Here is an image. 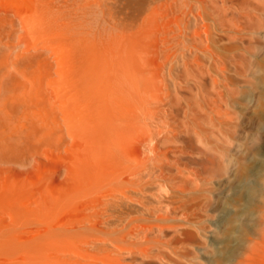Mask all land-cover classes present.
Wrapping results in <instances>:
<instances>
[{"label":"rangeland","instance_id":"374dc122","mask_svg":"<svg viewBox=\"0 0 264 264\" xmlns=\"http://www.w3.org/2000/svg\"><path fill=\"white\" fill-rule=\"evenodd\" d=\"M70 1L67 3L66 18L68 22L79 23L77 29L80 37L81 60L111 61L110 63L118 68V72L136 79V82L132 78L129 80L137 84L135 86L144 96L146 105L147 102L149 103L147 105L149 109L145 108L146 110H144L146 114L143 113L144 115L142 114L137 120L139 123L134 122L140 126L136 124L138 127L136 129L130 125V128L128 127L125 131L127 151L133 159L132 161H136L140 157L144 158L145 154L141 152L144 147L138 145L140 141L138 138L143 133V138L145 136L153 137V142L146 143L148 145L151 142L150 147L143 149L146 155L150 154V157L145 156L147 161L153 158L155 161V157L159 162L161 159L165 161L167 158L180 160L185 156V164L181 165V170L184 168L186 175L184 172L180 173L165 166V171L161 173V176L157 177L151 174L145 178L147 181L145 186L148 195L147 206H156L159 203L157 199L160 198H156L159 194L162 196L158 197L163 199L159 205H166L170 200H177L180 198L179 196L183 195L187 198L195 196L196 200L194 199V201H199L205 195L212 196H208L211 199L209 210L199 208L197 212L202 215L201 220H190L188 226L195 232L196 242L202 246V252H196L194 256L188 258L182 257L180 253L179 256L188 264H264V0H218V2L214 0L215 3L217 2L215 5H212L214 2L211 0H181L182 7L187 10L185 13L177 12L175 14L169 8L165 10L166 7H169L170 2L168 1L171 0H145L143 8L138 5L142 0H74V6L71 5L73 0ZM239 1L240 3H238ZM155 2L157 8L154 11L157 12L153 11L152 15L148 16L146 6ZM181 2L178 1V6ZM198 2L200 3L198 4ZM236 4L239 6H237L238 8H236ZM219 5L221 6L219 7ZM210 12H213V15ZM223 12L227 14L223 16ZM172 19L178 24L176 28L173 23L169 25ZM217 20L219 22H216ZM168 26H173L171 27L173 29L167 28ZM165 29L167 30L165 31ZM172 30L174 31L172 32ZM165 36L167 37L164 38ZM161 39L166 45L161 43ZM165 41L170 42L168 44ZM205 44L210 47L208 48L207 45L204 47ZM197 57H199L198 60L203 61H198ZM183 58L187 61H182ZM194 58L200 62V68L204 67L206 62L205 72L208 74H205V77L204 74H201V72L205 73L204 69H200L201 72H199V66L197 67L196 60L194 63ZM219 58L222 59V62ZM135 59H137L136 62ZM214 59L216 63L213 61ZM236 60L237 62L242 60L245 65L242 66L243 64L241 65L240 62L235 63ZM218 62L223 64L222 68ZM195 64H197V68ZM213 64H216L217 67L215 65L214 67ZM211 65L212 67H210ZM193 73L195 78L200 80L195 79ZM186 75H192V77L187 78ZM137 76L140 78L138 79ZM214 78L217 80L215 83ZM174 79L176 81H173ZM189 85H193L194 88ZM175 91L180 93L177 94L179 99L174 94ZM165 93L168 95L171 93V105L167 106L166 104L165 107H162L161 103L167 99ZM158 99L159 102H157ZM196 99L199 101L197 105L203 103L201 106L206 108L205 111L204 109L200 110L201 106L195 104L197 103ZM212 100L214 102L218 100L217 104L211 103ZM208 102L213 106H210ZM155 103H158L159 106H155ZM170 108L172 109L170 110ZM149 110L150 112H147ZM156 112L157 114H155ZM154 114L158 116L156 117ZM167 115L172 117L168 116L167 118ZM159 116L161 119H158ZM162 117H165L166 120L164 118V121ZM197 120L198 122H196ZM173 124L180 127L182 129L180 131L187 129L184 131H188L189 136L183 139L185 132L179 131L178 136L171 137L174 140L161 142L160 147L153 150L151 146L156 141L154 137L163 135L162 132ZM185 124H188L189 127L186 126V128ZM165 125H168L166 129L163 127ZM193 126H196L198 132L205 136L196 134L198 136L196 139L195 132L191 133L195 130ZM202 128L207 129L203 130ZM149 132L151 135L148 134ZM224 132L227 133L228 139L227 136L224 137ZM207 134L208 136H206ZM205 137L206 140L203 139ZM225 138L228 144L223 141ZM206 144L209 145L207 150H205ZM173 149L175 151L184 149L186 153L178 155L175 152L172 153ZM225 154L226 156H224ZM153 160L150 163H154ZM38 161L40 163L42 159ZM182 161L184 162V160ZM206 168L214 174L207 175ZM222 168L224 172H222ZM216 169L218 171H215ZM34 171L40 174L41 168H35ZM34 171L32 176L36 178ZM192 173L194 176L191 175ZM35 175L37 174L35 173ZM16 176L15 170L4 168L0 171V182L12 181ZM187 177L188 181H186ZM179 184H181L180 187ZM41 186L33 184L27 188L24 194L27 204L34 202L32 204L34 206L42 198L41 193H44L43 196H48L53 189L57 188L54 184L42 186V189ZM53 186L55 187L53 188ZM109 188L106 186L101 192L109 193L111 190ZM34 193L36 194L34 195ZM36 195H40V198ZM86 200L85 197L77 196L70 200L71 202L66 201L69 203L60 204V206L63 205L59 206L61 210L57 208L53 211L51 207H46L43 213H31L24 216H14L6 203H0V218L9 224L8 227L16 234L12 237L11 235L0 237V264L116 263V257H118L116 242L106 233L111 229V225L109 226V223L102 220L101 214L94 217L97 219V225L95 228L92 227L93 229L90 228L92 225L88 221L74 223L73 226H76L74 232H76L70 236H68L69 234L39 236L37 233L39 230L44 232L46 227H52L55 222L57 225V220L60 219L61 225L66 224L68 220L70 223L71 218L77 213L74 211L77 209L80 211ZM73 201L75 203H72ZM3 210L4 213L1 215ZM10 216H13V219ZM38 219L39 221L36 222L35 220ZM50 219L52 222L49 221ZM51 224L53 225L51 226ZM40 226L42 228L39 229ZM23 234H26V237H23ZM28 235L31 237L28 238Z\"/></svg>","mask_w":264,"mask_h":264},{"label":"bare ground","instance_id":"6f19581e","mask_svg":"<svg viewBox=\"0 0 264 264\" xmlns=\"http://www.w3.org/2000/svg\"><path fill=\"white\" fill-rule=\"evenodd\" d=\"M68 1L69 0H0V171L6 168L17 172V176L12 181L0 182V203H6L14 216H24L31 213H43L46 207H51L54 211L63 206H60V204L68 200H73L74 197H85L87 200L80 211L78 209L77 211L76 208V211L73 209V211L77 213L71 218L70 223H68V220L66 223L68 225H61L60 223H62V221L60 219L57 220V225L56 222L54 225L51 224V226H53L49 228L46 227L44 232L39 230L37 232L38 235L60 236L69 234L68 236H70L73 235L74 228L76 227H74L73 224L84 221L91 223L92 226L90 228H95L97 219L94 217L101 214L103 217L102 220L109 223V226L111 225V229L106 233L116 242L115 246L118 257H116V263L112 264H188L179 256V253L180 255L182 254V257L188 258L194 256L196 252H202V246H200V243L196 242L195 232L188 227L190 225L189 221L201 220L202 215L197 212L199 208L209 210L211 199L208 196L210 194L205 195L204 193L205 196L201 197L199 201H194V199L196 200L195 196L187 198L183 195L179 196L180 198L177 200H170L167 197L170 201L166 205H159L161 201H163L162 197H158L159 194L156 197L160 198L157 199L159 203L157 205L155 204L156 206L154 207L147 206L148 195L145 190L147 182L145 178L149 175L151 176V174L157 177L158 175L161 176V173L165 171V166H169L168 168L175 169L180 173L184 172L186 175L185 170H183L184 168L181 170V165L185 164V156L180 158V160L182 159L184 162L178 160V158H176L177 156H174L176 159L169 160L167 158L165 161L161 159L160 162L155 157V161L157 160L156 162L158 163L153 160L154 158L151 159L154 163H150V159V161L145 159V156L148 154L146 155L143 149H145V147L148 148L151 142L148 145L146 143L148 141L153 142V137L148 138L145 136V138H143L144 133L141 130L143 135L138 138V140H140V144L138 143V145L139 147H144L143 149L141 148V152L145 155H143L144 158L140 157L136 161H132L133 159L129 156L127 151L128 144L126 145L124 138L126 134L125 131L130 125L131 127H136V129L138 128L137 125L139 124L137 123L139 122L137 120H139V117H141L143 113L146 114L144 110L147 108L149 109V107H147L149 103L147 102L146 105L144 96L137 90V86H135L137 84H134L136 79L132 78L133 76L127 77L123 75V73L118 72V68H115L114 65L110 63L111 61L81 60L80 37L77 29V27H79L77 24L79 25V23L75 21L68 22L66 18ZM178 1L179 0H171L168 1L170 2L168 5L169 7L165 8L164 5L166 2L163 6L165 10L169 8L174 14L177 12L185 13L187 9L182 7L181 4L183 2L180 0L181 6H178ZM211 1L214 2V0ZM74 3L75 1L73 0L71 5L74 6ZM144 3L145 0L140 1L138 3L139 7L143 8ZM199 3L200 2H198V4ZM216 3L214 2L212 5ZM238 3H240V1ZM199 6L198 8H201ZM220 6L221 5H219V7ZM237 6L236 4V8L239 7ZM156 8V2L150 5L148 4L146 6V14L149 16ZM154 12L156 13L157 11ZM200 12H198V14ZM223 13V16L227 14L225 12ZM211 14L213 15V12ZM216 22L219 21L217 20ZM171 23L175 24V28L176 25H178L173 19L170 20L169 25ZM171 27L168 26L167 28ZM166 30L167 29H165V31ZM174 30H172V32ZM169 32L171 33V31ZM161 40V43L165 44L163 39ZM206 45L207 44H205L204 47H210ZM164 47L166 49V46ZM214 51L213 53H216ZM235 57L237 58V56ZM198 58L199 57H197V60ZM195 60L194 58V63ZM220 60L222 62V59ZM220 60L218 61L220 62ZM237 60L234 62L236 63ZM134 61L136 62L137 59ZM182 61L186 62L187 60L183 58ZM198 61L201 62L203 60ZM213 61L215 62V59ZM200 62H197L198 65L195 64V67L197 65V67L199 66V70L204 69L203 72H205V67L207 68V66H205L206 62L204 67L202 66L203 68H200ZM238 62H240L241 65L243 64L242 60ZM218 63V67L216 64H213V66L215 65L218 69L220 65L222 68L223 64L219 63L218 65ZM244 65L245 64L242 66ZM210 67H212V65ZM201 70L199 72H201ZM237 70H239V68ZM190 72L189 74H191ZM184 73L187 74L185 71ZM201 74H204L205 77V74L208 73L201 72ZM186 76L187 78H189V76L192 77V75ZM193 77L195 78L194 73ZM130 78L134 79L133 81L135 82H131L129 80ZM139 78L140 76L138 79ZM175 79L173 81H176ZM195 79H197V77ZM215 79L216 78H214V83L217 82ZM202 80L204 81V79ZM195 85L196 84H194V86ZM190 87H193V85ZM175 90L177 91V88H175ZM175 92L174 94L178 98V92ZM166 93L167 99L165 101L163 100L164 102L162 101L163 103L161 104L163 106L160 104L162 107H165L164 105L166 104L167 106L171 105V93H169V95ZM202 94L204 95V92ZM196 100L197 103L195 104L197 105L199 101L198 99ZM213 100L211 102L213 104L218 102V100L215 102ZM157 102H159V99ZM201 103L197 106H201L203 104ZM157 104L155 103V106H159V104ZM186 105L188 104L186 103ZM199 108L200 110H206V108L202 106ZM171 109L172 108H170V110ZM147 112H150V110ZM155 114H157V112ZM159 114L161 115L162 113ZM176 114L178 115V113ZM168 116L170 115H167V118ZM158 119H161V116H159ZM134 122H137V125ZM196 122H198V120ZM167 126L165 125L163 127L166 129ZM186 126H188V124H185V127ZM190 127H192V125ZM194 128L195 130L191 133L195 132V134H193L197 139L198 136H196V134H200V132H198L196 126H193V129ZM180 129V127L173 124L162 132L163 135L154 137L156 141L151 146L153 150H157L161 142L174 140V138L171 137L178 136ZM204 129L206 130L207 128ZM153 130L152 133H154ZM225 133L226 132H224V137L227 136L226 138L228 139L229 137L227 133ZM148 134L151 135L150 132ZM184 134V137H182L183 139L189 136L190 133L186 131ZM202 136L204 137L205 135L202 134ZM206 136H208V134ZM203 139L206 140V137ZM225 139L222 140L226 142L227 139ZM203 143L202 144L205 145V142ZM207 144L209 143L207 142ZM207 144V148L204 147L205 150L209 149V145L207 146ZM226 144L228 143L226 142ZM173 152L178 155H184L186 153L184 149L176 151L173 149L172 153ZM151 154L153 155V153ZM226 154L224 156H226ZM147 157H150V154ZM39 159H42V162L39 163ZM222 159L225 160L224 158ZM35 168H41L40 174L34 171ZM148 168L150 169L148 170ZM221 170H223V168ZM33 171L37 174L35 175L34 173V176H37L36 178L32 176ZM215 171L218 170L216 169ZM205 172L208 173L207 175L210 173V176L214 174H212L208 168L205 169ZM222 172H224V170ZM191 175L194 176L193 173ZM195 178L197 177L195 176L194 179ZM186 181H188V177ZM33 184L42 186L54 184L57 188L53 189L48 196H43L44 193H41V186V191H38V193L40 192L42 194V198L33 206L32 204L34 202L27 204V200L25 201L24 197L27 188ZM180 185L181 184H179V187ZM55 186H53V188ZM106 186L110 187V192H101ZM35 194L36 193H34V195ZM36 196L39 197L40 195ZM72 203H75V201ZM59 210H61V208ZM1 213V215H3L4 210L3 212L1 211ZM10 217L13 219V216ZM35 221L37 222L39 219ZM49 221L52 222V219ZM8 225L9 224L0 218V237L10 235L11 237L16 236L15 232L10 229ZM40 228H42V226H40L39 229ZM23 235V237H26V234ZM31 235H28V238H30Z\"/></svg>","mask_w":264,"mask_h":264}]
</instances>
